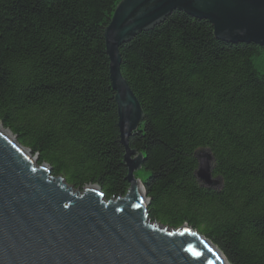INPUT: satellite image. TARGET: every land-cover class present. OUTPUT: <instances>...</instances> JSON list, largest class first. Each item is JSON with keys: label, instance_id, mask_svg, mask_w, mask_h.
<instances>
[{"label": "trees", "instance_id": "obj_1", "mask_svg": "<svg viewBox=\"0 0 264 264\" xmlns=\"http://www.w3.org/2000/svg\"><path fill=\"white\" fill-rule=\"evenodd\" d=\"M122 0H0V123L75 189H129L104 31ZM144 119L150 219L187 224L230 264H264V47L172 12L121 45ZM201 150L214 183L197 178Z\"/></svg>", "mask_w": 264, "mask_h": 264}, {"label": "water", "instance_id": "obj_2", "mask_svg": "<svg viewBox=\"0 0 264 264\" xmlns=\"http://www.w3.org/2000/svg\"><path fill=\"white\" fill-rule=\"evenodd\" d=\"M174 11L206 19L217 39L264 47V0L120 1L104 36L128 192L107 200L96 184L75 189L0 123V264H230L187 224L172 229L152 221L153 204L135 175L145 159L129 139L144 112L122 75L120 47ZM196 155L198 180L213 185L210 151Z\"/></svg>", "mask_w": 264, "mask_h": 264}, {"label": "rangeland", "instance_id": "obj_3", "mask_svg": "<svg viewBox=\"0 0 264 264\" xmlns=\"http://www.w3.org/2000/svg\"><path fill=\"white\" fill-rule=\"evenodd\" d=\"M33 156V155H32ZM136 177L140 180V181H143V180H145L146 179V176H147V174H146V172H144L143 170H138L137 172H136Z\"/></svg>", "mask_w": 264, "mask_h": 264}, {"label": "bare ground", "instance_id": "obj_4", "mask_svg": "<svg viewBox=\"0 0 264 264\" xmlns=\"http://www.w3.org/2000/svg\"><path fill=\"white\" fill-rule=\"evenodd\" d=\"M2 125V124H1ZM3 126V125H2ZM4 128V127H3ZM5 129V128H4ZM13 136V135H12ZM14 138V137H13ZM15 140V139H14Z\"/></svg>", "mask_w": 264, "mask_h": 264}]
</instances>
